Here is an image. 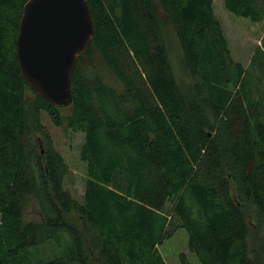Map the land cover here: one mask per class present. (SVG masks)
Here are the masks:
<instances>
[{
	"label": "trees",
	"instance_id": "16d2710c",
	"mask_svg": "<svg viewBox=\"0 0 264 264\" xmlns=\"http://www.w3.org/2000/svg\"><path fill=\"white\" fill-rule=\"evenodd\" d=\"M26 1L0 0V264H166L179 226L181 264H264V35L243 63L213 0H87L59 107L19 69ZM223 3L264 21V0ZM47 121L83 135L79 199Z\"/></svg>",
	"mask_w": 264,
	"mask_h": 264
},
{
	"label": "water",
	"instance_id": "95a60500",
	"mask_svg": "<svg viewBox=\"0 0 264 264\" xmlns=\"http://www.w3.org/2000/svg\"><path fill=\"white\" fill-rule=\"evenodd\" d=\"M94 32L87 0H27L18 24L16 56L31 89L56 106L69 104L73 71Z\"/></svg>",
	"mask_w": 264,
	"mask_h": 264
},
{
	"label": "rangeland",
	"instance_id": "374dc122",
	"mask_svg": "<svg viewBox=\"0 0 264 264\" xmlns=\"http://www.w3.org/2000/svg\"><path fill=\"white\" fill-rule=\"evenodd\" d=\"M213 4L214 11L225 29L232 56L246 63L254 46L260 44L261 37L264 35V21H252L247 17L233 14L225 8L223 0H213ZM46 125L49 127L53 146L61 153L67 164L65 187L75 198L79 199L83 194L85 175L84 163L79 158V146L83 135L81 132L70 130L64 132L48 121ZM24 206L27 211L26 219H35L37 213L33 202L27 198ZM187 242L188 233L185 228L179 226L169 238L159 245L166 264H181L179 258L181 252L185 253L190 260L196 261L195 255L187 248Z\"/></svg>",
	"mask_w": 264,
	"mask_h": 264
}]
</instances>
